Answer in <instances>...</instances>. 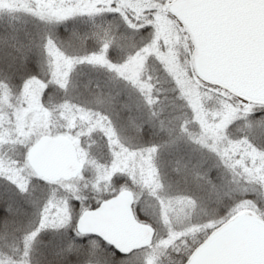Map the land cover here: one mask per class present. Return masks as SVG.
Returning <instances> with one entry per match:
<instances>
[{
  "label": "snow or ice",
  "instance_id": "1",
  "mask_svg": "<svg viewBox=\"0 0 264 264\" xmlns=\"http://www.w3.org/2000/svg\"><path fill=\"white\" fill-rule=\"evenodd\" d=\"M0 264H264V0H0Z\"/></svg>",
  "mask_w": 264,
  "mask_h": 264
}]
</instances>
